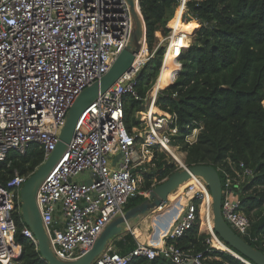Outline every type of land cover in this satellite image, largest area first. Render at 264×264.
Listing matches in <instances>:
<instances>
[{
  "label": "built area",
  "instance_id": "1",
  "mask_svg": "<svg viewBox=\"0 0 264 264\" xmlns=\"http://www.w3.org/2000/svg\"><path fill=\"white\" fill-rule=\"evenodd\" d=\"M188 1L175 0L174 14L180 9L182 22ZM169 30L168 35L158 37L153 51L145 41L130 69L82 113L64 153L37 190L41 221L51 249L60 259L81 256L114 217L123 215L131 198L147 195L148 191L139 188V171L152 161L155 150L176 161V170L190 166L176 154L178 144L173 143L179 133L174 113L157 108L158 113L150 116L147 107L137 111L144 128L139 125L128 131L124 122L127 95L142 102L148 97V104L155 105L162 90L154 91L158 77L144 98L135 89L156 48L165 42L160 72L168 54L178 62L187 48L182 41L188 34ZM130 31L126 0H0V161L9 151L25 154L33 144L43 150L45 160L59 140L68 109L83 89L109 70L127 44ZM177 73H173V82ZM200 129L193 128L183 142L193 144ZM239 168L234 175L217 169L221 213L240 237L256 242L258 237L252 235L251 221L242 210L241 195V187L250 181L252 172L243 163ZM30 175L15 169L8 180L0 181V264H22L18 260L21 247L17 255L11 253V248L18 246L14 242L15 214L23 224L21 234L36 244L20 210V189ZM82 175L85 178L77 181ZM184 195L185 206L162 246L137 243L127 253L107 246L93 264H130L135 258L157 257L173 264H208L202 253L190 255L166 243V239L183 236L197 221L204 225L210 248L216 249L211 244L213 237L220 239L212 230V201L205 180L192 176ZM57 212L63 228L53 226Z\"/></svg>",
  "mask_w": 264,
  "mask_h": 264
},
{
  "label": "trees",
  "instance_id": "2",
  "mask_svg": "<svg viewBox=\"0 0 264 264\" xmlns=\"http://www.w3.org/2000/svg\"><path fill=\"white\" fill-rule=\"evenodd\" d=\"M138 3L149 51L159 43L157 32L162 37L168 34L166 24L172 17L168 22L170 28L177 33L183 30L192 33L194 38L180 55L179 71L176 59L166 60L159 82L162 90L156 107L153 105V113L159 109L176 115L179 135L175 142H181L187 165H212L232 175L240 170V163L251 170L250 181L241 187L242 210L251 221L250 231L258 241L245 240L264 252V0H189L183 22L180 9L174 14L175 0H138ZM182 43L188 45L189 38ZM163 52L164 46H158L142 68L135 84L140 98L145 97L155 82ZM175 71L178 73L173 82ZM141 103L130 95L125 97L124 122L128 131L140 125L134 113L142 107ZM199 126L196 141L191 145L184 143V135ZM43 160V150L35 144L23 155L9 151L6 159L0 161V181L8 180L15 169L20 174H32ZM150 163L154 172L143 174L139 183L142 191H148L176 170L174 162L162 151L155 150ZM144 197L131 198L126 209ZM14 218L17 226L14 242L21 247L18 260L22 264H48L41 258L36 244L21 234L20 217L15 214ZM207 238L208 234L199 231L197 221L183 236L166 239V243H173L190 255L200 252L208 264H246L212 241L217 249L210 248ZM125 240L136 243L130 233ZM130 264L168 263L157 257L135 258Z\"/></svg>",
  "mask_w": 264,
  "mask_h": 264
},
{
  "label": "water",
  "instance_id": "3",
  "mask_svg": "<svg viewBox=\"0 0 264 264\" xmlns=\"http://www.w3.org/2000/svg\"><path fill=\"white\" fill-rule=\"evenodd\" d=\"M126 2L131 17V31L127 44L116 56L109 70L99 80L79 93L66 113L65 122L54 150L26 179L20 189L21 216L23 222L35 236L37 250L41 258L48 264H93L96 257L107 248L110 240L129 229V223L132 220L164 206L168 201L169 194L174 192L183 182L191 179L192 176H200L205 180L211 196L212 230L226 247L229 246L236 252L229 248L236 255L227 251L246 264L250 263L241 256L253 264H264V252L250 245L224 220L221 213L222 192L218 171L212 165L205 164L190 165L186 168L175 170L162 182L152 186L148 190L147 198L125 209L123 215L114 217L100 233L91 248L78 258L63 260L53 253L37 207V190L64 153L67 144L73 137L76 124L82 113L92 105L100 94L107 91L123 73L130 69L134 55L144 46L147 31L138 0H126ZM166 262L173 264L170 259H167ZM184 264H191V261H187Z\"/></svg>",
  "mask_w": 264,
  "mask_h": 264
},
{
  "label": "crops",
  "instance_id": "4",
  "mask_svg": "<svg viewBox=\"0 0 264 264\" xmlns=\"http://www.w3.org/2000/svg\"><path fill=\"white\" fill-rule=\"evenodd\" d=\"M182 32H185L187 34H192V33L186 32V31H182ZM156 36L160 37L159 32L156 33ZM167 61H168V59H167ZM159 88L161 89L162 87L160 86ZM177 191H179V189L175 190V192H177ZM173 193L170 194L168 202L161 209H156V212H155L156 215L154 216V219L151 218V221H150V220H148L147 216H144V217L141 216V218H139L137 221L132 220L129 223V229L123 231L122 233L115 236L112 240H110L108 247L111 248L113 251H116L119 253H126V250L129 252L132 248H134L137 245V243H147V244H150L152 246L159 247V246H156V244L158 243V241L164 242V237H165L166 233L172 228V226L175 223V220L177 219L178 215L175 218H173L172 220L171 219H165V218L168 217L169 214H174L175 213L174 211L177 208H179L180 206H183L185 201H186L185 196L179 195L178 197H174V196H172ZM173 197H174V200H173ZM159 210H161V211L159 212ZM158 215H160V217ZM163 219H165V221ZM149 224L152 227V231L154 230V226H158L157 228H162V230L159 233V236L155 235V234L154 235L153 234H149V235L145 234L144 227L149 225ZM53 226L55 228H63V226H64L62 217L58 212L55 215ZM135 229H137L146 238H143V239L139 238L138 239V237L136 236V234L134 232ZM128 233H130L134 236L135 241H136L135 245L125 240V236ZM152 236L157 237V239L154 241V243H151V240H150V238Z\"/></svg>",
  "mask_w": 264,
  "mask_h": 264
},
{
  "label": "rangeland",
  "instance_id": "5",
  "mask_svg": "<svg viewBox=\"0 0 264 264\" xmlns=\"http://www.w3.org/2000/svg\"><path fill=\"white\" fill-rule=\"evenodd\" d=\"M173 18V17H172ZM171 18V19H172ZM170 19V20H171ZM170 20H168V22L170 21ZM168 22H167V24H166V28H168V30L170 29V27H169V24H168ZM170 31V30H169ZM184 31V30H183ZM177 32V31H176ZM160 34V33H159ZM168 34H169V32H168ZM167 34V35H168ZM161 35V34H160ZM188 38H189V43H188V45H187V47L191 44V42H193L194 41V38H193V34H188ZM163 44H165V42H163ZM163 44H161V45H163ZM164 46V45H163ZM172 59H174V58H168V62L169 61H171ZM177 62V61H176ZM178 64H179V69H178V71L180 70V66H181V63L178 61L177 62ZM163 69L165 70V68L163 67ZM159 73H160V70H159ZM159 73H158V75H159ZM158 77V76H157ZM157 79V78H156ZM156 81V80H155ZM158 82V81H157ZM158 85H159V82H158ZM158 89H160V88H158ZM263 104H264V101H263ZM148 97L142 102V107L141 108H139L138 110H142V111H145V109H147V107H148ZM137 110V111H138ZM137 111H135V113H134V117L135 118H137V119H139V117L141 116V114L140 113H138ZM155 113H157V112H155ZM140 127H142V128H144V123L143 124H141L140 125ZM173 144H178V149H176V154L177 155H179L178 157H180L181 159L182 158H184V156H185V153L184 152H181V142H175L174 141V143ZM161 152V151H160ZM167 158H169V157H167ZM169 160L170 161H172V162H174V164H177L176 163V161H174L172 158H169ZM152 172H154V169H153V165L151 164V163H147V164H145L141 169H140V171H139V173H140V176H143V174H147V173H152ZM85 178V176H80L78 179L79 180H77V181H80V180H83ZM163 181V180H162ZM178 190V189H177ZM185 190V189H184ZM184 192H182V191H177V192H174L173 193V195L172 196H174V197H178L179 195H183V196H185L184 194H183ZM174 197H173V200H174ZM144 198H147V195L144 197ZM186 202V201H185ZM184 206H185V203H184V205L183 206H180L179 208H177L174 212V214H173V216L172 217H170V218H168V217H166L165 219H173V218H175L177 215H179V213H181L180 211L184 208ZM124 209H126V206H124ZM161 210H159V212H160ZM156 209L155 210H151V211H149V212H147L144 216H147V218H148V220H150L151 221V218L152 219H154V216L156 215ZM144 216H142V217H144ZM149 216V217H148ZM159 217H160V215H158ZM139 218H141V217H138V218H136L135 220L137 221ZM165 219H163L164 221H165ZM200 223V224H199ZM200 226V228H199V231L200 232H203V233H205L206 231H205V228H204V225L202 224V221H198V227ZM158 226H154V230L152 231V227L150 226V224L149 225H147V226H145L144 227V232H145V234L146 235H149V234H155V235H158L159 236V233H160V231L162 230V228H157ZM151 243H153V242H151ZM225 248H226V246H224ZM217 249V248H216ZM219 250H221V249H219ZM222 251H226V250H222ZM226 252H228V251H226Z\"/></svg>",
  "mask_w": 264,
  "mask_h": 264
},
{
  "label": "bare ground",
  "instance_id": "6",
  "mask_svg": "<svg viewBox=\"0 0 264 264\" xmlns=\"http://www.w3.org/2000/svg\"><path fill=\"white\" fill-rule=\"evenodd\" d=\"M175 33H176V31H175ZM169 56H171V55H169L168 54V57ZM163 72H164V69L162 68V70H161V72H160V74H159V76H158V79H157V81L158 82H160V78H161V76H162V74H163ZM158 82H156V84H155V88H154V91L156 90V89H158L159 88V85H158ZM148 114L150 115V116H152V114H153V110H154V108H153V104H150L149 106H148ZM179 156V155H178ZM181 159V158H180ZM189 182H191V179H189V180H187V181H185V182H183L177 189H179L180 191H182V192H184V189L186 188V186L189 184ZM176 189V190H177ZM175 192V191H174ZM173 193V192H172ZM171 194V193H170ZM170 194H169V196H170ZM184 194V193H183ZM169 196H168V199H169ZM183 196V195H182ZM209 200H210V195H209ZM168 202V201H167ZM163 207V206H162ZM162 207H159V208H157V209H161ZM183 210V209H182ZM181 210V211H182ZM180 211V212H181ZM180 214V213H179ZM173 216V214H169V216H168V218H170V217H172ZM135 234H136V236L138 237V239L140 238V239H143V238H146L143 234H141L137 229H135ZM157 239V237H155V236H152L151 238H150V240H151V242H153L154 243V241ZM141 241V240H140ZM211 241L212 242H214V243H216L218 246H219V248H221V249H224V250H228V251H230V252H232L231 250H229V248L227 249V247L225 248L224 246V244L218 239V238H215V237H213L212 239H211ZM162 244H163V242H161V241H158V243L156 244V246H162ZM11 253L12 254H14V255H17L18 253H19V246H13L12 248H11ZM233 253V252H232ZM234 255H236L235 253H233Z\"/></svg>",
  "mask_w": 264,
  "mask_h": 264
}]
</instances>
